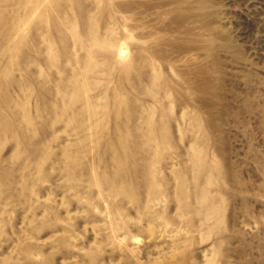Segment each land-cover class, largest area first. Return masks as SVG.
I'll return each mask as SVG.
<instances>
[{"label": "rangeland", "instance_id": "374dc122", "mask_svg": "<svg viewBox=\"0 0 264 264\" xmlns=\"http://www.w3.org/2000/svg\"><path fill=\"white\" fill-rule=\"evenodd\" d=\"M0 264H264V0H0Z\"/></svg>", "mask_w": 264, "mask_h": 264}]
</instances>
